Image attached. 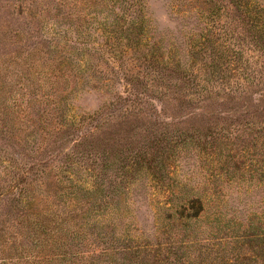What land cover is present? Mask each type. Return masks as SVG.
<instances>
[{
    "label": "rangeland",
    "instance_id": "obj_1",
    "mask_svg": "<svg viewBox=\"0 0 264 264\" xmlns=\"http://www.w3.org/2000/svg\"><path fill=\"white\" fill-rule=\"evenodd\" d=\"M38 211L89 264H264V0H0V259Z\"/></svg>",
    "mask_w": 264,
    "mask_h": 264
},
{
    "label": "trees",
    "instance_id": "obj_2",
    "mask_svg": "<svg viewBox=\"0 0 264 264\" xmlns=\"http://www.w3.org/2000/svg\"><path fill=\"white\" fill-rule=\"evenodd\" d=\"M35 121H33V124ZM47 214L38 211L33 221L31 234L27 235L34 242L35 246L24 247L29 250L23 257L19 256L13 262L7 261L5 257L0 259V264H22L26 262L29 264H89L90 261L94 262L100 255V252L105 251L104 248L95 245L94 241L89 242V247L94 246L91 253L83 255L80 253L81 246L88 234L82 227L77 228L71 223L63 225L57 223L55 227H48L46 224ZM55 221H58L55 219ZM49 228V229H48ZM72 240L69 241V238ZM71 242V245L69 243ZM140 248L133 249V253L141 252Z\"/></svg>",
    "mask_w": 264,
    "mask_h": 264
}]
</instances>
